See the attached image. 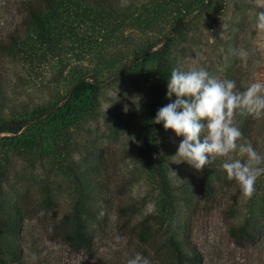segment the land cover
<instances>
[{"label":"rangeland","instance_id":"obj_1","mask_svg":"<svg viewBox=\"0 0 264 264\" xmlns=\"http://www.w3.org/2000/svg\"><path fill=\"white\" fill-rule=\"evenodd\" d=\"M111 2L114 33L82 26L81 38L66 40L59 57L32 65L0 56V125L27 121L17 134L0 133V219L24 216L25 264H127L137 253L151 264H175L159 219L202 264H264V175L249 197L227 179V158L201 171L176 164L183 138L154 123L158 109L176 99L166 96L173 68L204 67L239 91L264 82V31L253 28L264 9L256 0ZM192 3L187 29L168 49L164 80L152 89L159 58L130 63L134 53L159 49L183 15L176 12ZM13 13L0 9V19ZM13 25L0 27V40ZM98 35L104 37L96 41ZM94 73L99 91L76 97L73 87ZM235 123L238 143L264 155V116L238 113ZM77 214L93 236L90 252L72 251L53 233L64 220L71 227ZM145 222L152 226L147 243L137 237ZM233 227L250 236L242 246Z\"/></svg>","mask_w":264,"mask_h":264},{"label":"trees","instance_id":"obj_2","mask_svg":"<svg viewBox=\"0 0 264 264\" xmlns=\"http://www.w3.org/2000/svg\"><path fill=\"white\" fill-rule=\"evenodd\" d=\"M113 1V0H112ZM200 1V0H199ZM179 9L174 27L168 31L163 38V45L155 50L154 46H149L142 54L134 53V58L130 63L141 59L147 54L157 55L159 66L156 69L152 80V89H156L159 83L164 80L163 74L167 67V53L172 41L180 36L188 27L192 15L191 7ZM11 20L0 19V27L5 31L10 25H14L11 30H7L0 40V56L7 53L15 54L17 58L30 61L32 65L35 61L46 60L48 56L56 57L61 54V47L66 40H79L82 36V26L107 27L109 32L114 33L116 28L112 23L113 4L111 0H2L0 9H12ZM17 19V20H16ZM3 20V21H2ZM107 28L105 30H107ZM107 35L105 32L103 35ZM104 36L98 35L96 41ZM127 68H121V70ZM97 73L89 77L81 78L73 87V93L79 97L82 93L90 91L96 94L102 86ZM27 125V121L3 122L0 125V133L21 132ZM24 216L20 213L0 219V239L6 244L0 243V264H25V253L22 246V229ZM75 223L67 227L69 221L64 220L58 228H53L55 237L61 243L68 246L72 251L92 250L93 236L84 229L81 217L76 215ZM161 229L165 230L168 247L175 264H202L201 255L190 247H183L170 231L167 219L160 220ZM152 226L144 223L142 231L138 234V239L147 243L150 239ZM234 242L242 246L249 234L245 227L230 229Z\"/></svg>","mask_w":264,"mask_h":264},{"label":"clouds","instance_id":"obj_3","mask_svg":"<svg viewBox=\"0 0 264 264\" xmlns=\"http://www.w3.org/2000/svg\"><path fill=\"white\" fill-rule=\"evenodd\" d=\"M256 3L258 9H264V0ZM253 28L264 31V10L256 12ZM173 95L174 102L158 109L154 123H162L165 131L171 130L176 137L183 138L172 156L175 163L186 162L201 171L216 158H227L221 165L227 179L250 197L255 182L264 175V155L250 142L238 143L242 132L235 116L238 113L264 116V82L250 83L239 91L235 81L221 80L204 67L188 70L176 67L167 79L166 96L171 100ZM237 153L238 156L233 155ZM127 264H151V261L137 253Z\"/></svg>","mask_w":264,"mask_h":264}]
</instances>
